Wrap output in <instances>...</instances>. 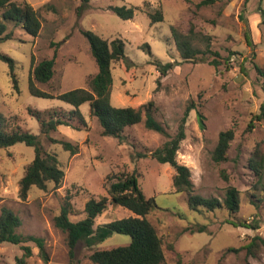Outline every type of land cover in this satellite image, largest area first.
I'll use <instances>...</instances> for the list:
<instances>
[{"label": "rangeland", "instance_id": "rangeland-1", "mask_svg": "<svg viewBox=\"0 0 264 264\" xmlns=\"http://www.w3.org/2000/svg\"><path fill=\"white\" fill-rule=\"evenodd\" d=\"M16 1H28L38 10L41 29L34 37L20 23L4 20L6 33L12 37L0 42V53L15 60L19 89L13 85L8 63L0 58V114L8 120L6 130L20 128L38 135L45 149L58 155L65 171L60 185L49 183L45 190L33 187L22 199L19 182L35 149L24 142L0 149V213L4 206L13 209L22 219L20 233L39 235L46 241L49 260L34 242H28L33 254L26 264H96L89 259L93 250L130 243L131 237L121 233L93 247L79 240L74 258H70L68 234L54 222L67 197L73 206L70 219L85 218L86 202L108 195L107 176L123 172H135L145 195L155 197L157 207L147 217L164 241L163 264H264V244L255 255L246 249H228L246 244L255 235L264 238V170L259 177L249 164L256 147L264 149V119H254L261 114L264 102V80L255 69V64L264 69V22L258 12L259 6L264 9V0H223L202 7L196 5L201 0H147L151 10L161 8L164 13V20L154 24L143 10L146 0H89L86 4L82 0ZM124 5L136 7L132 19H123L110 8ZM248 24L255 46L246 41ZM172 26L205 51L206 61L182 58ZM83 30L125 42L128 59L112 64L114 105L139 107L154 101L156 119L175 135L187 106L195 103L186 117V137L177 160L191 169L192 193L223 200L228 187L235 186L240 193L238 213L232 216L225 208L191 210L188 193L175 192V169L151 156L168 137L146 128L144 121L127 127L120 141L102 134L90 104L84 103L80 110L87 128H73L78 125L74 120L72 125H58L50 132L53 138L77 144V153L71 154L42 134L40 122L29 108L67 114L73 106L57 98L32 95L31 69L56 53L53 78L45 83L35 81V85L51 94L77 87L89 89L98 66ZM208 47L220 54L215 57L221 62L218 67L209 63L213 55L206 52ZM155 59L177 64L161 75L153 64ZM251 120L254 125L248 130ZM228 128L235 130V137L228 160L218 163L213 160V151L220 132ZM129 215L133 213L128 208L109 203L95 226ZM231 219L258 220L260 227L234 226L227 223ZM202 224L206 230L197 231ZM22 254L20 245L0 243V264H15Z\"/></svg>", "mask_w": 264, "mask_h": 264}, {"label": "trees", "instance_id": "trees-1", "mask_svg": "<svg viewBox=\"0 0 264 264\" xmlns=\"http://www.w3.org/2000/svg\"><path fill=\"white\" fill-rule=\"evenodd\" d=\"M84 4L89 0H82ZM223 0H201L196 5L198 7L214 4ZM248 1V0H246ZM151 3L144 2L143 10L151 18L152 23L164 20V13L161 8L150 9ZM118 16L123 19H132L135 15L134 6L110 7ZM262 22H264V9L259 6ZM0 42L12 37V33H6L7 25L4 20L20 23L25 31L36 37L41 29V20L39 12L28 1L18 2L16 0H0ZM87 38L90 50L96 60L98 71L90 80V88L77 87L59 94H51L39 89L35 81L48 82L55 73L56 53L51 57L40 61L33 66L29 78V91L32 95L44 98H57L73 106L68 113L60 114L58 111L46 112L42 110L29 108L32 115L36 116L40 122L42 134L54 142L59 143L65 150L71 154L78 152V145L68 140H59L50 136V132L57 129L58 125H72L76 120L78 125L72 126L76 129L88 127L80 107L84 103H89L91 114L96 117L101 125L102 134L123 139L124 130L132 125L144 121L146 128L154 130L168 137L164 144L151 152V156L160 163H168L175 169L173 176V186L175 192H187V202L189 208L196 212L215 211L227 209L233 216L240 210V193L235 186H229L223 200L217 197H206L193 192V182L191 179V169L177 160V152L183 139L186 137L185 121L188 112L195 108L194 102H191L185 111V116L179 125L175 135H170L165 126L155 117V103L149 101L139 107L123 106L119 107L111 102V88L113 84L112 64L118 60L126 61L128 59L125 51V42L121 38L112 40L103 38L92 30H83ZM172 35L176 42L180 54L185 60H196L200 58L206 61L205 51L194 46L188 34L180 32L172 26ZM246 41L249 46L256 44L251 37V28L248 24L246 32ZM151 53L149 45L146 46ZM206 52L213 55L210 64L218 67L221 62L215 58L220 54L214 52L210 47ZM0 58L6 61L10 67V75L15 88L19 89V80L16 74V62L8 54L0 53ZM153 64L157 66L161 75H166L168 71L174 68L176 62L162 63L155 59ZM242 71L244 70L241 66ZM255 69L263 77L264 69L255 64ZM256 120L264 119V102L261 105V114L255 116ZM7 118L0 114V149L7 148L18 142H24L35 149L33 160L27 165L23 177L20 179L19 196L22 199L27 198L33 187L47 189L49 183L60 185L65 177V171L61 167L58 155L47 151L42 145L38 135L23 129L8 131ZM254 125L251 120L248 125L250 130ZM235 137V130L228 128L219 134L217 145L213 151V160L215 162H224L228 160V150ZM146 154H139L143 156ZM251 168L262 176L264 170V149L258 145L249 160ZM108 195L99 198L92 197L85 204L86 217L72 221L70 214L73 206L69 197L62 205L61 212L54 218L56 227L68 234L69 256L74 258L75 246L79 240H85L87 245L93 247L100 241L105 240L114 233L126 234L131 237L130 243L119 245L113 248L95 249L89 255V259L96 264H163L165 262L164 241L159 235L156 227L148 219V215L157 207L155 197H147L138 184L135 172H123L116 175H108L105 185ZM123 206L132 211L133 215L112 220L95 226L96 218L107 209L108 204ZM227 223L234 226H244L250 229H258L260 224L258 220L249 222L247 220H228ZM22 225L21 217L11 208L4 206L0 213V243H12L20 245L23 254L16 258L15 264H26L27 258L32 256L33 251L28 242H34L40 249L45 260H49L46 252L45 238L34 234H22L18 228ZM207 226L202 224L197 231H205ZM261 244H264V238L255 235L246 244L236 248L230 247L229 250L238 252L246 249L250 255H255Z\"/></svg>", "mask_w": 264, "mask_h": 264}, {"label": "crops", "instance_id": "crops-1", "mask_svg": "<svg viewBox=\"0 0 264 264\" xmlns=\"http://www.w3.org/2000/svg\"><path fill=\"white\" fill-rule=\"evenodd\" d=\"M256 17H258L257 15H256ZM254 29V28H253ZM259 39H260V35H259V37H258ZM258 38H257V40L256 41H258Z\"/></svg>", "mask_w": 264, "mask_h": 264}]
</instances>
